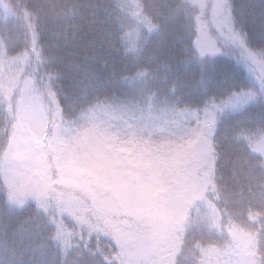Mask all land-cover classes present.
<instances>
[{
  "label": "trees",
  "instance_id": "16d2710c",
  "mask_svg": "<svg viewBox=\"0 0 264 264\" xmlns=\"http://www.w3.org/2000/svg\"><path fill=\"white\" fill-rule=\"evenodd\" d=\"M1 1L9 15L0 5V264H122L107 225L133 218L138 201L147 208L145 165L122 166L131 175L128 188H102V142L87 125L132 104L140 82L175 113L250 98L204 129L212 134L213 168L189 175L179 162L177 176L152 189L163 198L155 230L162 264H210L214 253L225 251L264 264V156L256 149L264 143V96L237 49L220 43L210 55L197 50L213 0L201 7L193 0H132L149 26L138 46L129 39L123 0ZM226 8L235 37L264 64V0H227ZM28 80L36 87L34 100L47 110V130L54 115L58 122L55 136L46 132L40 142L46 150L27 156L46 182L41 194L15 205L4 164ZM104 151L117 154L108 146ZM202 200L209 204L210 223L197 218ZM187 204L193 206L191 220L178 232L173 225ZM121 233L117 241L133 235Z\"/></svg>",
  "mask_w": 264,
  "mask_h": 264
},
{
  "label": "rangeland",
  "instance_id": "374dc122",
  "mask_svg": "<svg viewBox=\"0 0 264 264\" xmlns=\"http://www.w3.org/2000/svg\"><path fill=\"white\" fill-rule=\"evenodd\" d=\"M193 1L201 7L207 0ZM210 3V16L206 24H201L200 40L196 45L197 50L202 55H210L215 52L216 47L220 48V43L223 46H231L237 49L244 65L255 78L258 92L264 96V64L253 56L243 41L239 37H235L232 32L227 15V0H213ZM0 5L3 14L9 15L8 4L1 1ZM123 5L125 7L124 21L129 39L133 45L138 46L141 37L149 26L136 8L134 1L123 0ZM22 90L25 95L22 97V105L19 110L22 117L18 125L20 126L22 122L23 126L25 123L27 127V122H29L33 135L27 136L22 143L18 141L19 136L27 135L28 131L24 129L23 134L19 131L16 134L17 140L14 142L15 150L10 148L5 161V179L8 188L14 189L11 193V199L15 205L28 196L38 197L42 187L46 184L43 182L41 170L34 166V159L27 156L29 155L28 152L46 150L45 145H40V142H42L45 134L46 125H49V118H47V111L42 104L33 100L37 97L33 82L31 80L23 82ZM134 91H136L137 96L131 100L132 104L118 105L115 111L110 116H106L102 122L88 124L87 127L88 131L102 142V188H128L131 184V175L129 172L128 174L124 173L122 166L132 169L138 163L145 165L146 175L141 187L146 189L143 202H146L147 208L144 207L143 209L141 201H138L139 204L135 207L138 212L133 217L136 221L129 216H123L118 223L107 225V229L115 235L114 242H117V247L120 252L122 251L119 261L122 264H162V258L157 253L160 247L157 249L159 244L156 241L155 230L156 232L159 231L163 198L161 199L159 191L152 192V189L157 184L161 185L170 180L172 173L177 176L179 165L174 162L188 158L198 152L197 150L202 152L201 164L197 169L195 167L193 172L195 169L198 171L200 167L205 172L213 168L212 134L211 132L210 134L203 133L204 127L206 130H210L211 127L205 125L215 122L221 114L243 108L250 101V98L245 95L235 96L230 102L220 106L213 105L205 110L175 113L167 106L159 104L141 82ZM57 122L58 119L54 115L49 131L47 130L50 137L55 136ZM190 123L198 126L202 135L197 133V128L192 127ZM204 135L207 137L206 141ZM105 140H108L109 143ZM98 144V141L94 142V146ZM49 145L47 143V146ZM107 146L108 150H116L117 154H114V157H108L109 153L104 154ZM256 149L264 156V143ZM148 155H151L156 163ZM40 157L37 155L38 161L43 162L39 160ZM117 165L121 167V170L119 168L118 171L120 172V174L118 173V180L115 171ZM58 180V177L53 179L56 182ZM149 181L150 183H148ZM63 183L82 186L89 184L85 180H63ZM133 186L135 185L132 183ZM135 189L136 187H133L131 191ZM102 203H105L103 199ZM191 209L193 206H185L175 219L178 232L182 231L187 222L191 220ZM211 216L209 204L202 200V212L198 214L197 218L203 217L201 219L203 223H210ZM122 230H130L134 236L129 235L127 240L124 238V240L117 241L116 238L122 234ZM242 244L244 243L242 242ZM211 264L253 263L249 256L231 251L214 253Z\"/></svg>",
  "mask_w": 264,
  "mask_h": 264
}]
</instances>
